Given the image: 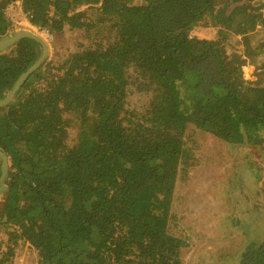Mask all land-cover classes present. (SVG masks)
I'll list each match as a JSON object with an SVG mask.
<instances>
[{"label": "trees", "instance_id": "16d2710c", "mask_svg": "<svg viewBox=\"0 0 264 264\" xmlns=\"http://www.w3.org/2000/svg\"><path fill=\"white\" fill-rule=\"evenodd\" d=\"M14 1L0 0V35L13 25ZM19 1L32 25L49 32L54 54L0 107V148L13 179L0 207L11 244L0 264H15L20 249L38 264H206L193 259L188 236L170 232L171 192L198 147L189 134L199 133L238 152L235 167L255 190L264 183V84L228 77L232 51L221 33L246 31L239 6L252 0ZM71 18L88 24L77 41L95 51L60 48ZM219 19L218 33L197 35ZM251 40L263 70L264 30ZM33 42L0 53V100L41 56ZM133 57L148 80L125 66ZM259 225L253 240L239 235L244 247L220 259L264 264V239L254 241Z\"/></svg>", "mask_w": 264, "mask_h": 264}, {"label": "rangeland", "instance_id": "374dc122", "mask_svg": "<svg viewBox=\"0 0 264 264\" xmlns=\"http://www.w3.org/2000/svg\"><path fill=\"white\" fill-rule=\"evenodd\" d=\"M229 2L226 0V3ZM250 3L252 4L249 8L243 6L244 4L239 6L242 12L240 16L243 19L241 28L246 31L240 32L232 29L227 31V27L223 28L224 31H221V33L227 32L226 38L222 40L223 45L226 46L227 52L232 51L229 52L232 57L229 61L230 65L227 67V75L236 82L243 81V84L254 82L264 84L260 77L249 78L251 72L255 74L261 71L258 70L261 61L259 57L251 52L250 41H252L253 36L258 35V29L263 28L262 30H264V0H252ZM92 12L97 14V12L91 11V15ZM228 12L231 13L233 18H236L239 13V11L237 13L232 12V9ZM222 21L219 19L218 23L214 25L208 20L207 24L201 27L202 30L197 31V35L218 33ZM22 22L26 23L27 21L23 18ZM81 23L82 25L85 24L83 20L79 21L77 18L67 19L68 34L66 41L63 43L64 46H60L61 49L68 48L73 52L80 50L85 52L95 51L89 48L90 44L76 42L80 30L79 24L81 25ZM8 28H12V32H15L16 29H19V26H16L13 22V25ZM189 41L194 44L195 39L191 36ZM33 45L41 55V47L34 42ZM61 53L62 51L59 52L58 56ZM53 54L54 49L51 48L50 57ZM102 57L124 64L123 59L114 56L102 55ZM244 57L246 63H241ZM130 59L134 61V64L125 66L132 70L135 69L136 73L141 74L148 80L149 74L145 68L146 66H139L135 57ZM189 135L198 140V147L194 148L191 158L186 159L187 162L184 163L183 170L179 171L177 183L171 192L170 232L181 238L188 236L194 250L196 247L199 250V252H196L190 248L193 259L198 260L200 257V260H207L206 264H225L220 259L222 253L226 250L230 253V250L244 247L238 241L239 235L243 239L250 240L253 230L257 227L256 225L262 223V225H259L261 229L256 232L254 241L264 239V183L260 182L258 189L255 190L251 186L253 185L251 176H244L246 175L244 169L238 172L235 167L236 159L234 155L238 152L235 151L233 155L231 150L228 151V149L222 148L220 146L221 140L211 135L208 137L206 133ZM257 151L258 147L257 149L254 147V152L257 153ZM223 155L228 156L223 158L226 161L221 160ZM226 162L232 164L228 165ZM235 172H238V176ZM250 190L252 191L248 192ZM259 190L260 195H263L262 200L258 196ZM233 218L239 227L233 222ZM9 239L10 233L2 228L0 231V245L2 246L0 256H2L3 250L11 246ZM20 251L14 259L15 264H38V257L32 251L27 249L24 251L20 249ZM201 254H204L203 258H201Z\"/></svg>", "mask_w": 264, "mask_h": 264}, {"label": "water", "instance_id": "95a60500", "mask_svg": "<svg viewBox=\"0 0 264 264\" xmlns=\"http://www.w3.org/2000/svg\"><path fill=\"white\" fill-rule=\"evenodd\" d=\"M22 39H30L37 44L42 49V54L35 64L28 68L17 80L12 90L7 94V96L0 100V107H5L11 103L16 95L18 94L20 88L26 81V79L37 69H39L44 62L51 55L50 42L40 33L35 32L32 29L26 27H19L15 32L10 31V28H4L0 35V53L7 51L10 47L15 45ZM0 159H2V169L0 171V207L5 205L8 199L10 188L12 187V177L10 174L11 166L9 161V154L0 148Z\"/></svg>", "mask_w": 264, "mask_h": 264}, {"label": "built area", "instance_id": "2783aa9c", "mask_svg": "<svg viewBox=\"0 0 264 264\" xmlns=\"http://www.w3.org/2000/svg\"><path fill=\"white\" fill-rule=\"evenodd\" d=\"M8 9L10 11L13 22H15L16 26L26 27V28L34 30L37 33L42 34L45 38L49 37V32L40 31L37 27L32 25L31 21L27 18V14L25 13L23 6L19 0H18V2H16V1L12 2V4L8 7ZM15 17H16V19H15ZM23 18H25V20L27 21L26 23L22 22ZM262 29L263 28H260L258 30H262Z\"/></svg>", "mask_w": 264, "mask_h": 264}, {"label": "bare ground", "instance_id": "6f19581e", "mask_svg": "<svg viewBox=\"0 0 264 264\" xmlns=\"http://www.w3.org/2000/svg\"><path fill=\"white\" fill-rule=\"evenodd\" d=\"M10 31H13V29L11 28ZM47 40H48V39H47ZM245 57H246V56H245ZM245 57L242 59L241 63H246V58H245ZM250 75H251V77H249V78H253V77L255 78V76H256L257 78L260 77V78H261L260 80H261L262 82H264V69L261 70V71H259V72H257V73H255V74H254V72H251Z\"/></svg>", "mask_w": 264, "mask_h": 264}, {"label": "crops", "instance_id": "0c3cea01", "mask_svg": "<svg viewBox=\"0 0 264 264\" xmlns=\"http://www.w3.org/2000/svg\"><path fill=\"white\" fill-rule=\"evenodd\" d=\"M88 14V19L89 18H94L90 13H87ZM66 23H67V21H66ZM79 26H80V30L79 31H81V32H84V31H87V30H85L86 28H87V26H88V24L86 23V24H84V25H80L79 24ZM76 42L78 43V41L76 40ZM261 82V81H260ZM264 83V82H263Z\"/></svg>", "mask_w": 264, "mask_h": 264}, {"label": "clouds", "instance_id": "9594fccd", "mask_svg": "<svg viewBox=\"0 0 264 264\" xmlns=\"http://www.w3.org/2000/svg\"><path fill=\"white\" fill-rule=\"evenodd\" d=\"M23 6V5H22ZM24 8V7H23ZM26 13V12H25ZM46 39H49V37L48 38H46ZM49 42H50V40H49Z\"/></svg>", "mask_w": 264, "mask_h": 264}]
</instances>
